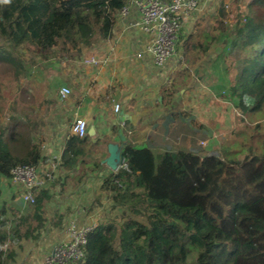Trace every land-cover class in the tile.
Masks as SVG:
<instances>
[{"label":"trees","instance_id":"16d2710c","mask_svg":"<svg viewBox=\"0 0 264 264\" xmlns=\"http://www.w3.org/2000/svg\"><path fill=\"white\" fill-rule=\"evenodd\" d=\"M127 1L10 0L0 3V37L10 47L28 44L40 58H50L56 50L109 38ZM237 1L243 11L237 12L228 45L239 66L230 89L239 110L264 111V0ZM194 35L183 40L184 55L190 49L208 51L216 38L203 30ZM162 92V102L169 104L172 87ZM27 131L16 120L0 122L1 176L9 178L14 165L42 160ZM99 141L87 133L65 139L60 166L73 170L76 182L103 175L104 162L95 149ZM18 142L21 155L13 152ZM120 150L126 168L104 174L99 190L121 211L98 222L87 235L83 256L65 264H264V140L259 151L240 157L236 149L225 158L184 149L155 155L131 142ZM46 198L45 190L36 193L34 215ZM67 213L58 215L53 227L61 228ZM26 219L10 228L12 235L27 237L28 229L19 233ZM5 241L11 242L9 232L0 229V243ZM12 254L10 246L0 249V264H8Z\"/></svg>","mask_w":264,"mask_h":264},{"label":"rangeland","instance_id":"374dc122","mask_svg":"<svg viewBox=\"0 0 264 264\" xmlns=\"http://www.w3.org/2000/svg\"><path fill=\"white\" fill-rule=\"evenodd\" d=\"M201 3V9L181 28L175 54L161 67H152L145 54L137 56L145 43L138 40L128 44L132 52L126 58V67L120 68L121 77L128 85L125 84L126 100L118 101L119 109L114 112L113 102L107 96L117 89L108 85L106 92L96 98L106 108L99 113L93 110L90 115L92 131L89 133L87 128V134L100 140L95 149L99 151L101 160L105 159L109 143L122 145L137 141L135 145L144 144L142 138L146 136L141 134L139 137V134L145 131L147 125L140 129V133H134L138 129L130 118L126 120L122 114L136 110L133 118H137L147 107H150L147 112H152L151 119L158 126V134L153 133L155 138H151L154 145L159 143L158 137L166 136V143L157 144L152 149L155 155L164 150L184 149L225 158L227 151L235 149L240 150L238 157L247 150H260L264 140V111L239 110L235 107L237 100L230 89L239 62L237 54L230 52L228 41L232 39L237 12L243 11L242 3L237 0H201ZM197 30L214 35V42L206 52L190 49L184 55L183 40ZM193 40H197V34ZM117 44L116 38L110 36L95 39L90 45L80 43L78 49L56 50L54 56L42 59L30 45L10 47L0 37V122L10 125L16 120L28 126L31 133H26H30L39 144L42 161L48 165L51 175L41 189L47 192L48 198L43 200L39 216L34 215L33 203L23 204L8 178L0 175V229L9 232L11 242L8 246L13 251L8 264H38V258L46 247L45 242H49L53 222L58 221L61 213L69 212L65 216L67 220L71 209L80 208L85 216H93L98 223L121 211V208L112 209L108 197L99 190L103 175L110 172L105 163L103 175L90 177L81 184L75 181L73 170L60 166V161L55 163L77 115L82 83L93 92L96 83H99V68L97 64H91L89 58L102 60L98 65L105 63L102 77L109 80L111 74L106 65L114 59L106 58L110 57V47ZM61 86L70 89L65 99L59 97ZM145 87H150V102L145 101L143 96ZM166 87L173 90L169 104L162 102L166 99L165 96L163 98L166 93L162 92ZM120 121L123 123L120 124ZM98 127H103L104 132H93ZM129 130L131 133H128ZM19 144L12 145L17 155H21ZM97 177L99 180H96ZM124 211L127 212L126 209ZM23 216L27 219L21 222L19 233L26 229L29 232L27 237L17 238L11 234L10 228Z\"/></svg>","mask_w":264,"mask_h":264},{"label":"built area","instance_id":"2783aa9c","mask_svg":"<svg viewBox=\"0 0 264 264\" xmlns=\"http://www.w3.org/2000/svg\"><path fill=\"white\" fill-rule=\"evenodd\" d=\"M130 6H133L138 14V18L131 22V27L146 36L145 46L137 56L142 57L145 54L155 67H161L175 54L181 28L201 9L202 3L201 0H128L116 17L126 18ZM88 61L91 64H99L102 60L91 57ZM69 94V87L61 86L59 88L61 99H65ZM118 109L119 104L114 102L113 110L116 112ZM86 133V119L76 115L72 121L69 134L83 137ZM69 134L66 135V138ZM63 147L56 155L55 163L60 161ZM47 167L48 165L40 160L36 165L17 164L10 169L8 180L14 191L19 194L23 204L33 203L36 193L43 189L51 178ZM54 167L55 164L53 163L52 168ZM119 167L126 168L123 156L117 165V168ZM96 180H99L98 177ZM88 216H85L80 208L71 211L64 225L61 238L44 255L42 264H65L83 256L87 235L97 225L93 216ZM8 247V241L0 243V249L3 252Z\"/></svg>","mask_w":264,"mask_h":264},{"label":"crops","instance_id":"0c3cea01","mask_svg":"<svg viewBox=\"0 0 264 264\" xmlns=\"http://www.w3.org/2000/svg\"><path fill=\"white\" fill-rule=\"evenodd\" d=\"M137 18H138V14H137V11L135 10V8L133 6H130L129 13H128L126 18L121 19V18L116 17L115 24L113 25V28H112L111 36L113 37V39L116 38L118 44H117V46L114 45V47H110V51H109L110 57L108 56V58H106L107 60H111V61H112V59H114V61L111 64L106 65V70H108V72L111 74L110 79L107 80L105 76L102 77V75L104 74L102 69L105 68L104 67L105 63L100 64V65L97 64V67L99 68V70L97 71V74H98L97 78L99 79V81H98L99 83H96L95 91L94 92L89 91V89H87V86L84 83H82V85H81L82 94H80L81 99H80V103L77 105L76 114L78 116L86 119L88 129L92 125L91 122L93 121L92 118L90 117L91 112L94 110V111L99 113L100 111H102L103 109L106 108V106H102L101 103L99 104L96 101V98L99 94H104L106 92L105 89L108 87V85H114V86H116V89H117V90H113L112 94L107 96V98H110V100H112L113 103L114 102L118 103V101L124 102V100H126V97L128 96L127 93L125 92L127 81H125L121 77L120 68L126 67V58L132 52V49L129 48L128 44L130 42L132 44L133 42H137L138 40L142 41V43H145V41H146V36L144 34H142L140 31H135V29L132 28L130 25L131 22L136 20ZM135 35H137V37ZM131 36H133L135 38H133V37L131 38ZM107 53H108V51H107ZM146 58L150 61V59L148 57H146ZM150 64L152 65V67L155 68V66L151 63V61H150ZM101 72H103V73H101ZM113 79H115V80H113ZM149 89H150V87H145L144 91L142 92L143 96H145V98H146L145 101H147V102L148 101L150 102V98H151V92L149 91ZM113 103H112V110H113ZM148 108H150V107H147L142 112H140L139 116L137 118H133L134 117L133 114L136 112V110H133V112L124 113V114H122V116L126 120H128L127 118L131 119V122L138 129L134 133H140V129L143 126L147 125V128L145 129V131L143 130V133H140L139 137H141V134H144L146 137L142 138V141L144 143L142 145L148 146L151 149H153L156 147L157 144L166 143V139H165L166 136L158 137L159 143L154 141L157 143L156 145H154V143L152 142V139L155 138L153 133L156 132V129L158 128V126H157V123H154L153 120L151 119L152 112L151 111L147 112ZM88 117H89V119H88ZM138 118H141V119L143 118V120H137ZM121 123H123V122L120 121V124ZM93 132L101 133V132H104V130H103V127H101V128L98 127V129H96ZM128 133H131V130H129ZM151 134H152V136H151ZM156 134H158V131L156 132ZM98 137H99V135H98ZM91 140H95V138L93 137V138H91ZM135 142H137V141H131L132 144H135ZM109 145H113L119 151H121L120 150L121 145L119 143L113 142V143H109ZM106 152L107 153H106L104 158H106L109 155L107 145H106ZM110 171H111V169H110ZM71 211H72V209H71ZM64 225H65V223H63V226L61 228H54L53 227V229L55 231H53V229L51 230L52 233L49 237V242H45L46 247L43 248L42 253L40 254V256L38 258V264H41L42 257L49 250L50 246L53 245L57 240H59L61 238ZM56 229H60V230H56Z\"/></svg>","mask_w":264,"mask_h":264},{"label":"water","instance_id":"95a60500","mask_svg":"<svg viewBox=\"0 0 264 264\" xmlns=\"http://www.w3.org/2000/svg\"><path fill=\"white\" fill-rule=\"evenodd\" d=\"M89 133L92 131V128H89ZM109 155L103 160V162L111 169L114 170L117 168L118 163L121 161L122 154L121 152L113 145H107Z\"/></svg>","mask_w":264,"mask_h":264},{"label":"clouds","instance_id":"9594fccd","mask_svg":"<svg viewBox=\"0 0 264 264\" xmlns=\"http://www.w3.org/2000/svg\"><path fill=\"white\" fill-rule=\"evenodd\" d=\"M10 0H0V3H9Z\"/></svg>","mask_w":264,"mask_h":264}]
</instances>
